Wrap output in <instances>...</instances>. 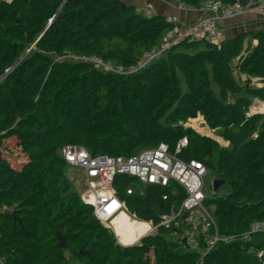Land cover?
<instances>
[{
    "label": "trees",
    "instance_id": "obj_1",
    "mask_svg": "<svg viewBox=\"0 0 264 264\" xmlns=\"http://www.w3.org/2000/svg\"><path fill=\"white\" fill-rule=\"evenodd\" d=\"M180 1L199 8L213 0ZM171 28L166 16H145L139 5L123 0L0 3V145L17 153L16 161L0 154V257L6 264H70L67 252L83 264H261L263 233L251 242L219 243L203 263L199 253L184 247L181 228L161 226L140 243L121 245L66 176L59 150L68 143L94 156H130L160 142L174 148L187 136L190 144L181 157L202 161L208 173L223 171L220 180L232 186L230 195H208L205 201L220 232H244L264 221V114L250 113L253 98L264 101V86L238 82L233 65L240 57L242 71L264 78V32L256 33L258 44L246 56L241 34L220 45L184 40L129 75L58 59L98 56L130 65ZM199 114L229 148L182 124ZM128 182L125 177L115 182L128 210L155 225L184 197L178 185L179 194L167 201L165 189L153 185L145 195H128ZM3 206H16L21 221Z\"/></svg>",
    "mask_w": 264,
    "mask_h": 264
},
{
    "label": "built area",
    "instance_id": "obj_2",
    "mask_svg": "<svg viewBox=\"0 0 264 264\" xmlns=\"http://www.w3.org/2000/svg\"><path fill=\"white\" fill-rule=\"evenodd\" d=\"M140 8L145 16L154 15L150 5L140 6ZM198 10L202 13L201 17L189 23H182L178 15L166 16L172 28L164 35L160 44H156L144 53L141 60L136 63L118 66L98 56L74 57L77 60L93 63L106 72L129 75L160 60L174 45L184 40H207L220 45L225 39L222 23L236 17L255 14L261 18L264 30V0H246L245 2L213 0L203 4ZM189 144L188 137L184 136L174 148H171L167 142H160L156 146L141 149L130 156H94L85 146L68 143L60 148L59 153L67 166L83 170L84 180L88 186L83 200L94 207L97 219L109 227L116 236L113 220L124 212L133 215L116 190L117 178L125 177L134 180L132 183L128 182L126 189L128 195H145L146 187L153 185L165 189L162 198L166 201L173 195L179 194L178 186H180L184 197L179 200V204L173 203L170 211L162 217L159 224L145 221L151 224L150 231L159 229L161 226L181 228L184 247L199 253L200 262L203 263L205 257L219 243L251 242L255 235L264 234V221L253 222L244 232L232 234L220 232L211 208L205 203L208 174L206 165L198 159L181 157ZM15 207L3 206L2 210L13 212ZM133 216L137 217L135 214ZM150 231L129 245L140 243L145 236L150 235ZM117 238L121 245H128L118 236ZM257 255L261 264H264V248L258 250Z\"/></svg>",
    "mask_w": 264,
    "mask_h": 264
},
{
    "label": "rangeland",
    "instance_id": "obj_3",
    "mask_svg": "<svg viewBox=\"0 0 264 264\" xmlns=\"http://www.w3.org/2000/svg\"><path fill=\"white\" fill-rule=\"evenodd\" d=\"M12 1L13 0H0V3L1 2L11 3ZM244 22H245L244 24L247 23L246 24L247 27H244L242 29L239 28L237 34H235V35L241 34V35H244L246 37L244 42H243V48H242L241 56H246L250 52H252L254 47L258 44V39L256 38V33L264 32V30L262 29V23L259 22V20L257 22V21H255V19H248V20L245 19ZM226 37L227 36L225 34V38ZM36 48H37V45L35 43V44L31 45V47L27 50V52H30L32 49H36ZM58 59L77 60L71 54H66L64 56L59 57ZM175 63H176V65L173 64V63L171 64V65L175 66V68L173 66H172V68H174V71L179 76L181 84L183 85V88L187 89V85H188L187 78H186L184 72L182 71L180 65L177 62H175ZM239 63H241L240 62V57L235 58L234 62H233L234 75H235L236 80L238 82H240L242 84H245V83L249 82L251 86H257V87L264 86V78L262 76L251 75V74H248V73L242 71L240 69V67H239ZM167 64L169 65V63H167ZM214 87H215L216 92L219 93V89L216 86H214ZM152 99H154V98H152ZM152 99H151V104H154V100H152ZM253 101H254V103H253V106H252V108L250 110V113L251 114L252 113L264 114V109H261V107L264 106V101H260V100H257L255 98H253ZM261 105H263V106H261ZM147 106H148V103H147ZM128 110H131L132 111V115L136 116V111L134 109H132L131 107H128ZM200 117H202V119H203L202 126L203 127H208L209 132H204V131L197 130L194 126L191 125V123H190L191 119L182 122V124L185 127L191 128L192 130H194V131L198 132L199 134L205 136L206 138H208V139H210L212 141H215L216 143L220 144L221 146H223L225 148H229L230 147V142L228 140H226L224 137L216 134L215 129L211 128L208 125V123L205 120L203 114H199L198 118H200ZM143 148H145V147L144 146L143 147H139V148H136V150L143 149ZM222 164H224V162ZM65 173H66V176L70 179L71 184L73 186V189L78 192V194L80 195L81 199L83 200V195L86 193L87 188H88L87 182L84 180V172H83V170L77 169V168H73V167H70V166H66ZM222 173H223V171L217 170V171H210L207 174V177H206V183H207L206 192H207V196L209 195V196H217V197H226V196L231 194L232 186H230L226 182H223L218 187L217 190H214L213 182H214L215 179H219L220 180L221 177L224 174V173L223 174ZM128 181L132 183L134 180L128 179ZM127 213L130 214L129 212H127ZM133 215H131V216H133ZM135 218H137V217H135ZM137 219H140V218H137ZM157 231H158V229H153L152 231H150L149 234H154ZM117 240H118V238H117ZM77 261L80 262L81 264H83L81 261H79V260H77Z\"/></svg>",
    "mask_w": 264,
    "mask_h": 264
},
{
    "label": "crops",
    "instance_id": "obj_4",
    "mask_svg": "<svg viewBox=\"0 0 264 264\" xmlns=\"http://www.w3.org/2000/svg\"><path fill=\"white\" fill-rule=\"evenodd\" d=\"M127 3L137 4L145 7L150 5L154 15H178L182 23H189L200 18L202 13L197 7L185 5L180 0H123ZM245 19H255V21L261 22V18L255 14H245L243 16L236 17L232 20L225 21L222 23V28L227 37L234 36L237 34L238 29L247 27L244 24ZM254 26V25H253ZM255 27V26H254ZM0 154L6 156L11 161H16L17 153H11L0 145ZM149 223V222H148ZM149 232V231H148ZM146 234V233H145ZM67 258L70 264H81L77 259L70 253L67 252ZM0 264H6L5 258H0Z\"/></svg>",
    "mask_w": 264,
    "mask_h": 264
},
{
    "label": "bare ground",
    "instance_id": "obj_5",
    "mask_svg": "<svg viewBox=\"0 0 264 264\" xmlns=\"http://www.w3.org/2000/svg\"><path fill=\"white\" fill-rule=\"evenodd\" d=\"M263 106V105H261ZM260 107V106H259ZM264 109V106L261 107ZM203 119L202 117L191 120V125L194 126L197 130L209 132L208 127L202 126ZM115 225V230L120 240L125 244H130L137 241L142 235L151 230V224L137 219L127 212L120 214L113 220Z\"/></svg>",
    "mask_w": 264,
    "mask_h": 264
},
{
    "label": "water",
    "instance_id": "obj_6",
    "mask_svg": "<svg viewBox=\"0 0 264 264\" xmlns=\"http://www.w3.org/2000/svg\"><path fill=\"white\" fill-rule=\"evenodd\" d=\"M223 183L222 180H214L213 182V187L214 189H218V187ZM12 217L16 220V221H21V219L17 216V213L16 212H13L12 213ZM58 239H59V243L61 245L62 248L64 249H67V243H66V239L65 237L61 236L60 234H58ZM185 242V240H184ZM129 245V244H128ZM128 245H125V246H128Z\"/></svg>",
    "mask_w": 264,
    "mask_h": 264
}]
</instances>
